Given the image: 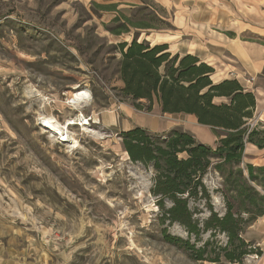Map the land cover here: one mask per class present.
<instances>
[{"label":"rangeland","instance_id":"374dc122","mask_svg":"<svg viewBox=\"0 0 264 264\" xmlns=\"http://www.w3.org/2000/svg\"><path fill=\"white\" fill-rule=\"evenodd\" d=\"M96 4L115 8L103 12ZM248 4L0 0V264H211L163 240L166 228L173 236L187 235L179 225L161 224L151 194L153 170L133 164L119 138L140 124L155 134L189 132L201 143L208 139L195 131L203 127L191 116L162 114L159 106L138 111L119 97L118 46L138 38L177 54L179 44L202 37V30L231 36ZM124 16L132 20L129 32L113 35ZM83 91L91 93L87 102H68ZM47 116L61 124L84 116L90 124L68 127L78 142L71 148L42 126ZM249 123L261 128L259 116ZM248 161L244 153L242 167ZM204 182L215 209L224 213L221 175L210 169ZM255 223L243 237L263 255L244 264H264V222Z\"/></svg>","mask_w":264,"mask_h":264},{"label":"trees","instance_id":"16d2710c","mask_svg":"<svg viewBox=\"0 0 264 264\" xmlns=\"http://www.w3.org/2000/svg\"><path fill=\"white\" fill-rule=\"evenodd\" d=\"M110 32L128 33L130 17ZM120 19H115L117 22ZM124 28V29H122ZM118 96L138 111L193 116L219 136L216 148L185 131L155 134L134 127L119 134L133 164L153 170L151 194L157 198L162 225L181 226L187 238L162 230L163 240L193 260L211 264H244L263 252L243 237L264 217V166L242 161L247 144L264 148V131H249L256 97L237 80L214 81L215 69L198 57L172 54L169 45H151L134 38L118 46ZM210 169L222 179L224 213L215 209L204 179ZM224 238V240H223Z\"/></svg>","mask_w":264,"mask_h":264},{"label":"crops","instance_id":"0c3cea01","mask_svg":"<svg viewBox=\"0 0 264 264\" xmlns=\"http://www.w3.org/2000/svg\"><path fill=\"white\" fill-rule=\"evenodd\" d=\"M245 1L249 4L245 5L246 8L243 15L234 19L235 28L229 31L231 36L230 34H223L214 28L205 31L202 30V37H197V39L192 42H182L179 44L177 47V54L194 55L202 62L212 66L216 71L214 78H217V81L215 80V82L237 80L245 90L253 93L256 97L254 116H259L261 124V128L259 129L264 131V0ZM96 5L103 12H109L115 8V5L109 7L102 4ZM212 14L215 15L213 10ZM216 17L218 21V16ZM213 18L214 17H212V19ZM196 24L202 27L203 22H196ZM246 35H249V37H245ZM159 38L160 39L153 40V42L163 39L162 36ZM164 38L168 39V36ZM251 79H254V81L251 82ZM118 86L119 88H123L124 85L119 81ZM145 119L146 118H142L144 122ZM135 127L147 130L145 126L140 124H137ZM201 127H203V129L199 130L202 133L195 132L199 135L200 139L205 137L208 139L207 142H201L202 144L210 146L211 142H219L218 134H215L208 127ZM132 128L123 131H128ZM249 146V150L244 152L245 158L247 157V160H249L248 164L255 167L264 166V148H258L253 144ZM258 222H264V217L260 218L255 225H257Z\"/></svg>","mask_w":264,"mask_h":264},{"label":"bare ground","instance_id":"6f19581e","mask_svg":"<svg viewBox=\"0 0 264 264\" xmlns=\"http://www.w3.org/2000/svg\"><path fill=\"white\" fill-rule=\"evenodd\" d=\"M90 92L89 91H83V92H77L72 95V97L68 100V102L71 105H80L82 103L87 102L90 99ZM41 124L49 129L51 133L56 135V137L61 142L70 143L72 141L71 134L68 130V127L71 125H80L82 128L87 129V126L90 124L89 119L85 118L84 116H79L78 122H75L74 119L67 121L64 124H61L58 122L54 117L47 116L40 119ZM57 133V134H55ZM78 145V142L76 140H73L70 143L71 148H76Z\"/></svg>","mask_w":264,"mask_h":264},{"label":"built area","instance_id":"2783aa9c","mask_svg":"<svg viewBox=\"0 0 264 264\" xmlns=\"http://www.w3.org/2000/svg\"><path fill=\"white\" fill-rule=\"evenodd\" d=\"M252 81H254V79H252ZM251 122V121H250ZM248 128H249V131H252L254 128H256L255 127V125L254 124H248Z\"/></svg>","mask_w":264,"mask_h":264},{"label":"water","instance_id":"95a60500","mask_svg":"<svg viewBox=\"0 0 264 264\" xmlns=\"http://www.w3.org/2000/svg\"><path fill=\"white\" fill-rule=\"evenodd\" d=\"M43 126V125H42ZM44 127V126H43ZM45 129H47V130H49L47 127H45ZM55 134H57V133H55ZM72 141H70V143H71Z\"/></svg>","mask_w":264,"mask_h":264}]
</instances>
